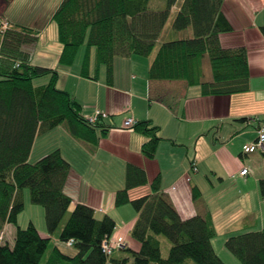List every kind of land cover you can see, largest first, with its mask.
<instances>
[{"label":"trees","instance_id":"16d2710c","mask_svg":"<svg viewBox=\"0 0 264 264\" xmlns=\"http://www.w3.org/2000/svg\"><path fill=\"white\" fill-rule=\"evenodd\" d=\"M149 1L62 0L52 15L62 44L59 63L72 65L85 45L81 76L97 79L104 66L106 80L111 82L116 58L150 57L156 51L148 69L150 80H183L199 85L203 95L249 89L246 48L224 47L220 41V34L232 31L222 10L224 0H183L171 26L176 31L191 27L193 35L163 41L159 47L158 38L177 0H167L159 10L150 9ZM8 23L0 33V231L5 224H13L16 232L12 247L0 243V264H225L212 244L217 233L211 214L182 218L162 192L159 177L151 183L150 194L130 199V189L147 183L146 171L131 163L126 166L124 187L115 192L114 205L131 203L135 208L131 238L139 247L126 244L111 255L103 252L102 241L113 234L116 222L108 214L97 218L94 209L84 203H76L69 212L73 203L65 192L72 169L69 160L59 149L33 163L28 159L36 136L60 125L92 147L107 129L99 123L101 117L94 123L85 118L81 104L58 87L57 70L29 63L23 46L35 43V30ZM260 31L264 36V25ZM91 49L94 75L90 74ZM206 57L210 81L204 80ZM45 75H49L47 83L34 85V79ZM131 128L146 137L141 152L153 159L161 140L159 126L146 119ZM25 188L31 202L44 207L49 236L42 235L32 221L25 228L17 225L25 208ZM259 188L264 199V178L259 180ZM199 194L193 187V197ZM53 235L60 242L74 239L76 254L62 253L53 244ZM160 236L171 242L166 257L162 256ZM224 245L240 264H264V229L230 235Z\"/></svg>","mask_w":264,"mask_h":264},{"label":"crops","instance_id":"0c3cea01","mask_svg":"<svg viewBox=\"0 0 264 264\" xmlns=\"http://www.w3.org/2000/svg\"><path fill=\"white\" fill-rule=\"evenodd\" d=\"M0 1V20L8 19L11 25L28 26L36 32L35 43L23 46L29 53V63L57 70L58 87L81 104L84 117L96 110L103 113L99 123L107 129L96 147L71 136L64 125L38 134L29 162L59 149L72 164L65 185V192L73 199L72 205L84 203L94 209L95 216L97 211L111 216L118 234L134 249L139 247L131 238L137 213L129 217L127 225L119 224L118 228L120 211L113 208H117L116 190L124 187L126 166L138 165L146 171L147 183L130 189V199L150 194L151 183L159 177L162 192L182 218L211 214L217 233L212 239L213 247L225 264H236L224 245L226 238L264 229V199L259 188V180L264 178V152L243 150L246 144L256 141L259 123L264 119V36L260 31L264 25V0H224L222 10L232 31L220 34V41L224 47L246 48L249 89L221 95H203L199 85H188L183 80L148 79L156 51L150 57L116 58L111 82L106 80L104 66H100L97 79L83 77L80 74L83 58L76 56L77 60L70 66L59 63L62 44L58 40V28L52 20L53 14L46 17L42 13V0H34L39 3L35 4L36 9L40 10L27 20L10 17L15 22L4 16L10 2ZM179 6L176 3L171 8L170 16H175ZM170 35V26L165 25L157 47ZM192 35L190 31L186 37ZM206 60L207 57L203 63L204 76ZM95 69L94 49H91V75ZM36 79L37 85H43L49 75ZM210 80L211 77L206 79ZM129 116L135 121L148 119L159 126L161 140L153 159L141 152L146 137L124 127ZM194 163L196 172L190 169ZM244 168L248 173L241 175ZM110 183L113 184L106 189ZM193 187L199 189L197 198L193 197ZM11 225L5 224L0 231V243L12 247L16 228ZM39 231L49 236L46 228ZM52 238L62 253L76 254V249L64 250V243L57 235Z\"/></svg>","mask_w":264,"mask_h":264},{"label":"rangeland","instance_id":"374dc122","mask_svg":"<svg viewBox=\"0 0 264 264\" xmlns=\"http://www.w3.org/2000/svg\"><path fill=\"white\" fill-rule=\"evenodd\" d=\"M8 1L10 2V7L6 10L4 16L6 18H9L12 21H13V19H11L10 17L18 18L17 20H20V19L21 20H25V19L27 20L29 17H31L33 15L34 11L40 10L41 8H42L41 11L44 14V16L50 17L53 14L54 10L57 8L58 4L61 2V0H42V5H41L42 7H40V9L39 8L36 9L35 4L37 3V1H34V0H8ZM166 1L167 0H150L148 5H149V8H151L152 10L163 9V8H165ZM182 1L183 0H177L176 3L178 5H180L182 3ZM36 5H39V3H37ZM1 7H2V1H0V9H1ZM173 18H174L173 15H171L169 17L168 21H167L166 25H167V27L170 26L171 35H170V37H167V38L164 37L165 38V39H163L164 41H166V40H174V39L182 38V37L184 38L186 36H189L190 31H192V30H189V29L182 30V31L173 30L172 26H171ZM2 21L10 22L8 19H1V22ZM13 22H15V21H13ZM21 22H23V21H21ZM85 50H86V47H85V45H83L79 49V52L77 54V59H78V56H79L80 59L83 58V54H84ZM206 63H207V65L206 64L204 65L206 70H207L206 74L204 76L205 80L207 78L209 79L211 77V69H210V63H209V59L208 58L206 60ZM40 79H42V78H40ZM34 83H35V85L39 84L38 79H36ZM38 149H39V147H38ZM120 178L121 177L118 176V179H120ZM124 182L125 181L122 182V186L124 185ZM111 184H113V183H110L109 185H106V189H108ZM121 188H123V187H121ZM118 190H119V188H118ZM23 197H24V202H25V208L18 215L17 225L19 227H21V228H25L29 224V222L32 221L34 223V225L39 230L41 228H46L45 209H44V207L42 205H40V204H34V203L31 202L30 193H29V189L28 188L23 189ZM72 209H73V205L70 207L69 212ZM113 209H116V211H120V217H119V219L117 221L118 222L117 223L118 224L117 225L118 228H119L120 225H123V226L127 225L129 217L132 214L136 213V210H135V208L133 207V205L131 203L127 204L126 206L117 207V208H113ZM119 209H121V210H119ZM68 214L66 215V218H67ZM103 214L104 213H100L98 211L96 212V216L99 217V218H102L104 216ZM65 219H64V221H65ZM11 227L13 229L16 228V226L13 225V224L11 225ZM53 236H56V235H53ZM113 236L114 237L121 236V235L118 234L117 228L113 232ZM121 237L124 238L123 236H121ZM159 239L161 241L162 256L166 257L168 255V253H169L171 242H170V240L168 238H166L164 236H160ZM62 248L64 250L71 249V250H68V251H72V250L75 249L74 247H71V248L67 247L66 248V246H64V245H62ZM228 253L236 261V264H240V261L233 254H231L230 252H228ZM117 255H118V252L113 254V256H117Z\"/></svg>","mask_w":264,"mask_h":264},{"label":"built area","instance_id":"2783aa9c","mask_svg":"<svg viewBox=\"0 0 264 264\" xmlns=\"http://www.w3.org/2000/svg\"><path fill=\"white\" fill-rule=\"evenodd\" d=\"M9 26V23L6 21H2L0 25V33L2 34L3 31H5ZM15 65H19V62H15ZM103 113H101L99 110H96L94 114L87 115L85 118H87L90 122L94 123L96 122L99 117L102 116ZM136 123L133 116H129L124 120V127L131 128ZM243 150L245 153L254 152L256 150H261L264 152V119L261 120L258 126V137L256 141H253L249 144H246L243 147ZM190 169L194 172L197 171V165L194 163L191 165ZM241 175H246L248 173V169L244 168L241 172ZM115 231V230H114ZM1 238V237H0ZM65 246L67 247H73L74 246V239H69L66 242H63ZM126 245V241L121 236L114 237L113 234L110 236H107L102 241V250L106 255H111L114 250L116 249H122Z\"/></svg>","mask_w":264,"mask_h":264},{"label":"bare ground","instance_id":"6f19581e","mask_svg":"<svg viewBox=\"0 0 264 264\" xmlns=\"http://www.w3.org/2000/svg\"><path fill=\"white\" fill-rule=\"evenodd\" d=\"M1 36V35H0ZM1 39V38H0ZM1 41V40H0ZM0 239H2V238H0Z\"/></svg>","mask_w":264,"mask_h":264}]
</instances>
